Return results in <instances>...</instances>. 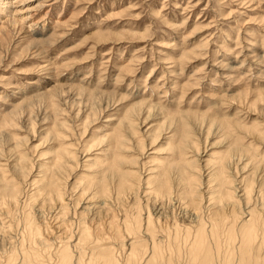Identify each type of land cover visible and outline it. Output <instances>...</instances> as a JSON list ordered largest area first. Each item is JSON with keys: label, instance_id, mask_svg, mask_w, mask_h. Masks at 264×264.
I'll return each instance as SVG.
<instances>
[{"label": "rangeland", "instance_id": "1", "mask_svg": "<svg viewBox=\"0 0 264 264\" xmlns=\"http://www.w3.org/2000/svg\"><path fill=\"white\" fill-rule=\"evenodd\" d=\"M14 8L13 12L8 11L11 17L24 15L29 20L26 24L14 25L16 28L10 23L4 24L6 21L0 22V150L5 153L0 163L11 169L17 164L18 156H24L28 160L29 177L21 183L24 187L20 206L11 209L9 214L0 206L1 264L12 249L27 245L24 219L30 212L35 226L46 234L44 237L53 250L59 245L56 212L49 209L37 212L30 197L34 193L32 181L40 175L41 166L62 145L79 159L74 164L77 167L69 164L75 167L74 174L67 171L64 176L65 198L68 197L65 203L69 205L68 214L73 221L68 243L75 241L80 223L78 215L85 213L90 205L92 213L85 219L89 221L88 226L94 217L93 225L102 227L115 218V225L123 230L126 229L121 224L124 215L133 217L141 213L144 230L147 210L160 223L157 230L163 223L162 228L172 232H175L174 223H198L199 217L184 202L173 200L172 205L161 207L142 188L135 201L122 199L118 208L116 184L111 181L107 195H99L98 188L92 189L87 195L91 198L97 194L95 201L89 205L86 196L77 206L78 197L85 189L82 178L99 179L105 171V158L98 157L96 162L87 164L86 154L92 160L108 147L109 143L98 145L97 142L114 133L119 120L130 110L127 107L133 103L148 101L147 105L158 109L152 111L144 128L141 120L150 113L133 115L138 133L134 139L127 138L131 148L127 155L137 158L138 165L126 164L122 169L137 171L142 180L155 163L162 162L164 166L175 158L172 146L179 143L181 131L178 129H184L185 123L192 147L185 151L184 158L188 162L196 161L197 171L193 175L202 183V192L208 190L215 166L225 163L231 143L237 141L251 152L256 150L252 154L264 165V142L252 130L264 132V0H29ZM114 93L115 98L111 100L108 95ZM260 94L262 99L258 98ZM6 119L14 125L4 124ZM212 121L216 123L209 133ZM60 124L64 126L59 128ZM159 124L164 125L161 128ZM151 126H154L152 131L143 133ZM159 130H164L161 140L153 144ZM168 132L175 136L165 141L163 138ZM56 134L67 138H57ZM126 136L130 137L128 133ZM137 141L145 146L143 157L135 147ZM253 155L247 154L241 162L232 159V165L228 164L226 175L233 181L238 197L242 196L240 188L244 187V183L240 184L241 178L253 177L260 182V171L253 169L254 163L242 167ZM171 175L173 179L177 177L176 173ZM101 204H110L107 208L111 211L96 210L99 208L95 206L103 207ZM253 205L258 209L263 207L254 199L249 205L244 203L241 211L248 212ZM203 208L201 218L208 215V201ZM242 215L246 217L244 212ZM105 233L114 236L109 228ZM163 233L156 232L159 240H165ZM126 235L123 237L129 241ZM116 248L120 249L117 260L126 264L122 247ZM72 252L75 254L74 246ZM181 260L184 264L185 259ZM166 263L167 259H163V264Z\"/></svg>", "mask_w": 264, "mask_h": 264}, {"label": "bare ground", "instance_id": "2", "mask_svg": "<svg viewBox=\"0 0 264 264\" xmlns=\"http://www.w3.org/2000/svg\"><path fill=\"white\" fill-rule=\"evenodd\" d=\"M27 1L29 0H0V22L6 21L4 24L10 23L13 26H18L19 23L26 24L29 19L24 18V15L23 17L12 15L11 17V15L8 14V11L13 12V10L15 9L14 6H16V4H24ZM108 96H110L112 100V97L115 98V93L114 95L110 94ZM258 98L262 99L263 97L260 94V97L258 96ZM147 102L143 101L139 103H133L131 107H127V109L130 108V110L126 112L127 114L125 113V117H123L124 114L122 115L123 119L119 120V122L117 123L118 125L116 124L117 129L114 131V133L111 136L106 137V139L104 137V139H100V143L97 142L98 145L104 143H109V145L108 147H106V149H104V151L98 154L95 159H89V153L88 155L86 154L85 162L87 164L90 162H96L98 160V157L105 158L106 163H104L103 165L105 171L102 178L99 179L89 176L82 178L81 182H84L82 184L85 185V189L80 193L81 197H78V201H80L79 204L77 205L75 202L74 203L77 206L81 205V201H84L82 199L86 198L87 196L90 205L91 202L95 201L96 197L98 196L96 194L90 196L91 198H89L87 194L89 193L90 195L92 189L95 188L99 189V195H107L109 192V188H111L109 187L110 184L108 182L111 181L116 184L115 188L117 195L115 201L117 203L115 202V204L118 208L122 204V199L124 200L133 198L132 201H135L134 199H137L136 197L138 196L142 188L143 190L145 189V194L151 196L155 203H159L158 205L161 207L172 205L171 202L173 200L180 201V203L184 202L189 207V209L199 217L198 223L195 222L196 225L190 224V222L188 224L186 223L187 225L184 223H182L181 225L174 223L173 226L175 227V232H172L167 228L164 229L165 227L162 228L164 224L163 223L157 230V224L160 223H156V219L154 220L152 217L153 214L150 211L148 212L147 210V217L145 219L146 225L144 230L141 229L142 226L140 218L142 217V215H139L141 213H138V215L134 214L133 217L124 215L125 217L121 224L123 226L126 225V229L121 230L119 226L115 225V218H111V221L108 223V225L104 226L105 229L109 228V230L114 232V236L109 237L107 233H105L104 227H102L101 225H93V223L96 222V217H94V219L92 220L90 219L91 225L88 226L89 221L86 222V220L89 217V214L92 213L90 205L85 209V213H80L78 215V220L80 221V223H77L78 227L76 230L77 232L75 241L73 244L68 243L67 235L70 230L69 228L72 227L71 224H73V221H71V218H69V205L65 203V199L68 197L65 198V196L67 195H65L66 192L64 181L67 180H65L64 176L67 171L69 173L73 172L74 174L73 170L75 169V167H77L75 166V163H78L79 159L78 157H76L75 153L70 151L68 147L62 145L59 146L60 149H57L58 151L54 154V157L49 159V162L44 163L41 166V172L39 173L40 175L32 181L34 193L30 197V199L33 200L35 209H38L37 212H43L46 209L51 210L52 213L56 212L55 215L57 216L58 220L55 225V229L58 232L56 241H59V245H57V247H55V249L53 250L50 245L51 243H48L46 237H44V235L46 234H43L44 232H42L39 227L35 226L33 213L30 212L25 215V236L22 234L27 242V245L24 247L21 244L22 247L20 249L18 248V250L12 249L8 256H5L6 258L3 264H120V262L118 261L119 259L117 260V252H119L118 250H120H117L116 247L118 246L122 247L121 253L122 255H125L124 259L126 264H163V259H167L166 264H182L181 259H185L184 264H264V171L261 170H264V168H262L264 167V165H261V159H258L256 155L252 154V152L255 154L256 150L254 151L252 149L251 152V149L248 150L237 141L231 143V145L227 147V152L224 157L226 159L225 163H222L219 166L216 164L217 166H215V172L212 176H210V179L208 181V190L206 192H202V183H200V180L198 179V177H196V175H193V173L195 172L194 170H196V161L194 160V162H188L184 158L185 151H187L189 146L192 147L191 134L188 130V124L185 123L184 129H178V131H181L179 143L175 147L172 146V150L176 151L175 158L171 159L169 163L164 166L162 162L155 163L153 165L154 167L148 173V176L142 180L139 177L137 171H127L124 170V168L122 169V167L126 164H132L134 166L138 165L137 158L135 159L127 155L131 150L130 143H128L127 140L136 138L138 133V130L135 128L136 123L133 121V115L140 116L144 111L150 113L149 116L144 117V120H141L140 125L143 126L142 128H144L147 120L150 119L152 111L158 110L154 105H147ZM16 113L17 112L14 111L13 114L16 116ZM195 116H198L197 114H194V118H198ZM204 116L205 115H203V117ZM173 117L175 118L174 115ZM179 117L180 119L182 118L181 116ZM94 118H96V116ZM8 120L9 119H6L4 124L14 125L13 121L11 123H8ZM215 123L216 121H212V124H209V133L212 131ZM164 124L159 125L162 128ZM63 126L64 125L60 124L59 128ZM153 127L154 126L149 127L147 130L143 131V133H147L151 129L153 130ZM164 130H159L160 132L156 135V137L154 136L156 139H154L153 144L161 140L160 137L162 136ZM252 130L253 134H257L259 136V139L264 142V132H261L257 128ZM124 131L128 133L130 137H127L126 133H123ZM72 132L70 131V133ZM98 132L100 131L98 130ZM165 135H167L166 138H163V140L165 141L172 139L175 136L171 132H168ZM55 137L62 139L67 138L63 137L62 134H56ZM97 146L94 145L93 147ZM135 147L140 150V156L143 157V155L146 154L145 146L143 145V143H141V141H137ZM246 153L253 155V157L250 158L249 163L242 167H249L250 164L253 165L254 163L255 168L253 169H255V171L258 170V172L260 171V182H256L253 177H250L251 179L249 177L241 178L240 184L244 183V187L242 186L243 189L240 188L242 196L238 197V195H236V190L233 189V181L227 177L226 171L228 170V164L232 165L233 160L238 159V162L243 161L247 155ZM153 154L157 153H152L150 155ZM3 156H5V153L4 151L0 150V159H4L2 158ZM18 158L19 159L17 161V164L14 166L12 165L11 169L8 168V165L0 163V206L2 210L7 212V214H9L11 209L18 208L21 201H23L21 200V196L23 194L22 187L24 186L21 187V183L23 182V180L25 181V178L29 177V173L27 174L26 171V163L28 162V160H26L24 156L20 155L18 156ZM251 160L252 162H250ZM70 163L75 167L69 165ZM85 167L88 168L87 165ZM172 173L177 174V177H175V179L172 178ZM254 199L263 207H261V209H258L257 205H253L250 207L251 209H247L248 212H246L245 210L243 211L244 215L246 216L243 217V212L241 211L242 205L244 203L249 205L251 202L253 203ZM207 201L208 208L206 209L208 211V215L207 217L201 218L200 214L202 213L200 212L204 210L203 204H207ZM101 205L103 206V204ZM108 205H104L103 207H95L99 208L96 210L106 209L109 211L110 208H107ZM112 206L114 207V205ZM158 211L156 213H158ZM165 211L167 212L168 210L165 209ZM159 220L160 219H158V221ZM119 222L120 221H118V223ZM161 230L164 231V235L162 237L165 240H159V238H157L156 232H161ZM124 233L125 235H129V241H126L125 237H123ZM134 233L136 235H134ZM137 235H141L142 238L136 237ZM121 239L125 241H121ZM73 246L75 254H73L72 252ZM49 251L50 255L48 254Z\"/></svg>", "mask_w": 264, "mask_h": 264}]
</instances>
